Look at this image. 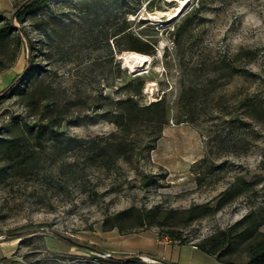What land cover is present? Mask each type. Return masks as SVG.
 Here are the masks:
<instances>
[{
	"label": "rangeland",
	"instance_id": "obj_1",
	"mask_svg": "<svg viewBox=\"0 0 264 264\" xmlns=\"http://www.w3.org/2000/svg\"><path fill=\"white\" fill-rule=\"evenodd\" d=\"M112 3L147 45L148 53L133 52L146 55L148 61L132 67L130 57L122 59L132 50L118 52L111 43L112 55L104 48L83 49L61 61L55 52L42 62L40 75L70 97L88 95L91 100L99 92L123 99L128 95L125 84L131 81L130 87L137 89L139 77L141 92L130 97L141 105L164 99L168 122L153 148H143L132 162L119 159L108 170L87 167L66 183L60 167L76 163L72 168L79 172V153L55 163L44 156L31 172L10 174L0 169V264H120L107 260L108 255L126 256L122 264H150L154 261L150 257L161 259L145 253L153 251L157 241L202 250L213 249V242L225 236L229 241L213 255L225 264H250L248 245L258 234L264 235V223L240 235L247 221L238 222L249 213L264 211V122L245 114L247 106L264 101V0ZM65 13L70 14L64 19L77 21L72 10ZM187 16L190 22L185 26ZM24 25L37 38L28 23ZM21 53V62L4 71L0 88L24 70L26 50ZM231 68L237 69L232 75ZM185 90L192 94L190 109L183 114ZM99 102L81 109L91 121L88 127L66 131L78 138L115 131L113 124L94 117ZM17 115L26 112L15 96L5 98L0 103V134ZM146 132L144 124L138 125L132 137L141 140ZM237 177L258 182L215 214L178 228L179 237L170 239L166 229L155 226L124 232L103 227L105 217L131 207L186 208L207 202ZM135 255L142 258L130 259Z\"/></svg>",
	"mask_w": 264,
	"mask_h": 264
},
{
	"label": "trees",
	"instance_id": "obj_2",
	"mask_svg": "<svg viewBox=\"0 0 264 264\" xmlns=\"http://www.w3.org/2000/svg\"><path fill=\"white\" fill-rule=\"evenodd\" d=\"M114 1L13 0L12 10L8 14L0 11V74L13 66L22 49L26 50L24 70L0 90V103L5 98L15 96L26 112L25 116L12 117L4 126V134H0V169H5L10 174L31 172L34 167L39 166L44 156L55 163L67 154L79 153L82 156L79 172L72 168L76 167V163H63L60 167L64 176L62 182L66 183L69 177L80 174L87 167L97 166L108 170L119 159L132 162L141 155L143 148H153L163 126L168 122V108L162 98L141 105L130 97V94L137 95L141 92L142 79L139 77L135 78L139 81L137 89L130 87L131 81L125 84L128 95L123 99H110L99 92L94 97L99 98L91 100L88 95L70 97L64 89L53 86L46 81L45 76L40 75L44 70L42 62L52 57L55 52L57 59L61 61L70 60L72 52L83 49L98 51L104 48L112 55V43L113 49L118 52L129 49L148 53L145 47L147 45L131 31L127 20L120 18L114 11ZM65 10H72L77 21L69 17L64 19L70 14L65 13ZM189 17L184 19L185 26L190 22ZM25 22L35 31L37 38L30 36ZM16 23L19 24L18 27ZM76 23L80 24L79 28H76ZM76 32L79 34L75 37ZM45 46L49 48L48 52L43 48ZM236 70L231 68L229 74H234ZM191 94L190 90H185L181 95L183 114L190 109L188 97ZM99 99V111H94V117L97 122L113 124L115 131L89 138L70 135L66 128L82 125L88 127L91 124L89 117L83 115L81 109ZM246 108L247 116L264 122L263 100ZM141 124L146 126L147 132L144 138L136 140L132 133L134 128ZM146 182L144 185H147ZM257 182L237 177L211 200L186 208H127L105 217L102 221L103 227L106 230L115 228L124 232L155 226L166 229L165 236L170 239L179 237L178 228L215 214L238 196L252 190ZM244 221H247V225L240 235L247 234L248 231L253 232L262 225L264 211L259 214L249 213L238 224ZM228 241L225 236L220 242H213V249L201 248L213 254V251L216 252L220 248V244H227ZM248 251L251 254L250 264L264 263V235L258 234L256 239L249 243ZM126 258L108 255L106 259L122 264ZM150 264L175 263L157 259Z\"/></svg>",
	"mask_w": 264,
	"mask_h": 264
},
{
	"label": "crops",
	"instance_id": "obj_3",
	"mask_svg": "<svg viewBox=\"0 0 264 264\" xmlns=\"http://www.w3.org/2000/svg\"><path fill=\"white\" fill-rule=\"evenodd\" d=\"M13 7V0H7L4 3L0 0V11L9 13ZM22 53L20 52L15 60L21 62ZM4 72L0 74V78ZM2 88H0L1 90ZM149 255L173 262L175 264H225L213 254L202 251L199 248L190 245H175L169 241L156 242L153 251H145ZM185 257V261L183 260Z\"/></svg>",
	"mask_w": 264,
	"mask_h": 264
},
{
	"label": "bare ground",
	"instance_id": "obj_4",
	"mask_svg": "<svg viewBox=\"0 0 264 264\" xmlns=\"http://www.w3.org/2000/svg\"><path fill=\"white\" fill-rule=\"evenodd\" d=\"M131 58L132 60V64L133 65H130L132 67H135V66H140L141 64H143L144 62H147L148 61V57L144 54H141V53H137V52H126L122 55V59L123 60H128V58ZM145 64V63H144ZM133 69V68H131Z\"/></svg>",
	"mask_w": 264,
	"mask_h": 264
},
{
	"label": "water",
	"instance_id": "obj_5",
	"mask_svg": "<svg viewBox=\"0 0 264 264\" xmlns=\"http://www.w3.org/2000/svg\"><path fill=\"white\" fill-rule=\"evenodd\" d=\"M68 240H70L69 238H67ZM77 244V243H76ZM142 257L141 256H139V255H135V256H132V257H130V259H134V260H139V259H141ZM151 259H153V260H157L156 258H154V257H151Z\"/></svg>",
	"mask_w": 264,
	"mask_h": 264
},
{
	"label": "built area",
	"instance_id": "obj_6",
	"mask_svg": "<svg viewBox=\"0 0 264 264\" xmlns=\"http://www.w3.org/2000/svg\"><path fill=\"white\" fill-rule=\"evenodd\" d=\"M16 26L18 27V26H19V24H17V23H16Z\"/></svg>",
	"mask_w": 264,
	"mask_h": 264
}]
</instances>
